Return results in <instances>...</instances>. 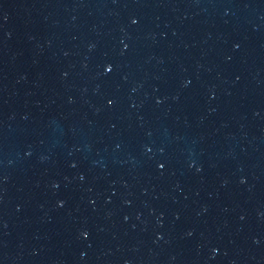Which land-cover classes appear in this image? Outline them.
Listing matches in <instances>:
<instances>
[{"label": "water", "instance_id": "obj_1", "mask_svg": "<svg viewBox=\"0 0 264 264\" xmlns=\"http://www.w3.org/2000/svg\"><path fill=\"white\" fill-rule=\"evenodd\" d=\"M0 264H264V0H0Z\"/></svg>", "mask_w": 264, "mask_h": 264}]
</instances>
